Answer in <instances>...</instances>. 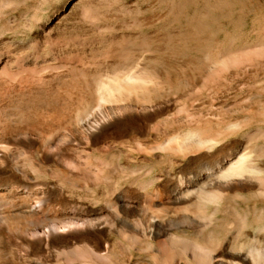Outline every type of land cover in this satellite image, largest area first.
<instances>
[{
  "label": "bare ground",
  "instance_id": "obj_1",
  "mask_svg": "<svg viewBox=\"0 0 264 264\" xmlns=\"http://www.w3.org/2000/svg\"><path fill=\"white\" fill-rule=\"evenodd\" d=\"M231 58L222 62L239 63ZM64 63L60 82L77 95L54 87L41 97L26 70L0 56V264H264V233L247 231L236 215L219 238L205 214L231 195L264 194L242 155L213 151L228 134L199 133V120L196 130L165 138L172 103H153L150 91L169 85L149 62L90 79ZM177 116L171 123L181 128ZM137 118L142 143L165 139L137 147L129 124ZM125 144L129 157L159 158L163 181L153 194L144 185L139 197L123 194ZM229 215L226 208V222Z\"/></svg>",
  "mask_w": 264,
  "mask_h": 264
},
{
  "label": "rangeland",
  "instance_id": "obj_2",
  "mask_svg": "<svg viewBox=\"0 0 264 264\" xmlns=\"http://www.w3.org/2000/svg\"><path fill=\"white\" fill-rule=\"evenodd\" d=\"M0 56L9 69L26 70V84L41 97L59 87L65 98L77 95L60 82L67 78L66 61L89 79L149 62L169 85L150 91L153 103H172L162 116L169 127L164 137L192 132L200 120L197 132L229 136L213 151L238 152L264 179V0H0ZM227 56L239 63L222 62ZM177 114L181 128L171 123ZM139 118L129 124L141 148L146 127ZM129 146L120 149L123 194L139 197L143 185L154 192L163 181L159 158L129 157ZM231 196L207 205L210 230L222 238L237 215L245 218L247 231L264 233V194Z\"/></svg>",
  "mask_w": 264,
  "mask_h": 264
}]
</instances>
